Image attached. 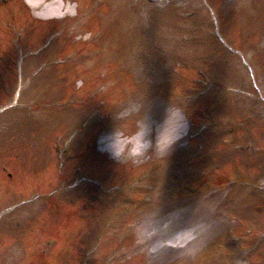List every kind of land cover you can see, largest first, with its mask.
Segmentation results:
<instances>
[{"label":"rangeland","instance_id":"374dc122","mask_svg":"<svg viewBox=\"0 0 264 264\" xmlns=\"http://www.w3.org/2000/svg\"><path fill=\"white\" fill-rule=\"evenodd\" d=\"M42 1L0 0V264H264V0Z\"/></svg>","mask_w":264,"mask_h":264},{"label":"bare ground","instance_id":"6f19581e","mask_svg":"<svg viewBox=\"0 0 264 264\" xmlns=\"http://www.w3.org/2000/svg\"><path fill=\"white\" fill-rule=\"evenodd\" d=\"M27 5L36 13L39 12L38 17L40 19H48V17H51L53 15H55V13L58 14V12H60V6H58V9H50L48 7H44L43 1L42 0H26ZM172 133V131L170 132V134ZM142 142L138 141L137 143V151L138 152H142L143 151V147L140 145ZM163 147H166V143L165 142H161V149ZM183 237V236H182ZM177 238L178 240H175L174 242H171L167 247H174V246H179L182 244H179V242L181 241V238Z\"/></svg>","mask_w":264,"mask_h":264},{"label":"clouds","instance_id":"9594fccd","mask_svg":"<svg viewBox=\"0 0 264 264\" xmlns=\"http://www.w3.org/2000/svg\"><path fill=\"white\" fill-rule=\"evenodd\" d=\"M114 154H116V153H114Z\"/></svg>","mask_w":264,"mask_h":264}]
</instances>
